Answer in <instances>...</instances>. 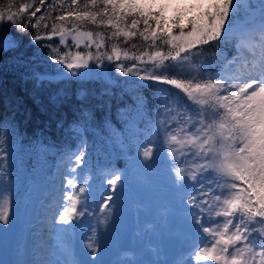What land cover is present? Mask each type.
Listing matches in <instances>:
<instances>
[{
	"label": "snow or ice",
	"instance_id": "snow-or-ice-1",
	"mask_svg": "<svg viewBox=\"0 0 264 264\" xmlns=\"http://www.w3.org/2000/svg\"><path fill=\"white\" fill-rule=\"evenodd\" d=\"M39 3L44 5L45 0ZM32 6L20 4L13 11L15 0H7L0 5V22H11L25 32L28 24H21L19 18ZM69 7L71 10L56 17L62 23L59 27L52 24L48 38L58 36L60 45L66 46L70 36L77 48L87 41L86 46L95 44L97 53L94 57L91 51H77L75 55L67 51L61 57L58 48L48 45L51 59L64 65L65 75H77L75 70L88 68L94 58L103 63L105 54L99 52L105 42L103 34L96 33L98 40H94L93 32L80 31L77 24L85 22L114 29L109 39L122 36L127 43L129 38L139 35L144 42H151V48L157 46V41L167 45V54L156 50L149 56L156 70L183 72L186 64L190 66L189 79L169 78L155 71L145 77L178 90L158 99L157 115L163 118L155 126L158 132H164L175 180L184 191L186 206H191L187 210L198 233L199 243L193 247L189 264L192 260L195 264H264V16L258 24H242L241 42L235 45V54L231 59L223 57L219 71L207 72L204 64L193 63L203 55L202 51L193 50L200 45L215 42L219 46L227 41L240 20V0H210L207 8L189 17L186 23H178L182 18L178 15L172 25L164 16V6L153 11L144 0H85L82 6L78 0H71ZM39 11L36 8L31 12L29 22ZM69 19L76 23L66 29L63 22ZM41 20L44 16L32 26L37 27ZM173 27L178 28V33L173 32ZM31 39L40 41L42 36L37 34ZM16 46L14 37L0 35V51ZM111 53L107 60L111 61L113 56L120 60L115 44ZM146 54L133 58L142 60ZM124 55L128 57L127 52ZM213 57L221 59L217 53ZM165 61L173 63L166 65ZM116 67L125 71L123 64ZM134 68L135 65L127 72ZM3 152L0 147V153ZM82 156L83 153L75 155V161L81 162ZM143 156L151 158L153 149L145 148ZM72 172L75 169H71L70 175ZM121 179L114 176L108 183L115 188ZM67 185L72 194L66 196L70 203L59 217L64 223L78 214V193L86 191L84 187L77 190L73 178L67 180ZM0 222H10L7 196L0 199Z\"/></svg>",
	"mask_w": 264,
	"mask_h": 264
},
{
	"label": "trees",
	"instance_id": "trees-1",
	"mask_svg": "<svg viewBox=\"0 0 264 264\" xmlns=\"http://www.w3.org/2000/svg\"><path fill=\"white\" fill-rule=\"evenodd\" d=\"M209 2L210 0L201 4L202 7L200 5L190 9L185 15L179 10L173 13H167L164 7L162 10L169 25L173 24L178 15L182 16L178 23H186L189 17L207 8ZM6 3L7 0H0V5ZM78 3L82 6L85 0H78ZM20 4L33 5L19 18L21 24H28L27 31H19L11 22H0V35L14 37L17 44L12 50L0 51V140L4 141L0 144L4 149L0 154V168L10 169L12 178L18 177L19 173L36 170L66 145L80 140L84 161L93 164L108 157L123 162V153L126 150L131 151L132 145L150 125H156L157 119L161 118L157 115L160 111L157 106L158 99L162 100L165 95L178 91L173 86L145 77L155 71L157 75H166L169 78L189 79L190 66L186 64L183 72L178 69L167 72L156 70L149 56L156 50L167 54V45L157 41V46L151 48V42H144L139 35L129 38L127 43L122 36L109 39L114 29L85 22L77 24L80 31L93 32L94 40H98L96 33L103 34L105 42L99 49L100 53L105 54L103 70L89 75L68 74L51 77L48 75L51 65L62 68L64 65L51 59V48L48 45L58 48L61 57L67 51H71L72 55L77 51L83 54L91 51L95 57L96 46H86L88 42L84 41L77 48L70 36L66 46L60 45L58 36L48 38L52 24L55 23L59 27L62 23L56 20V17L71 10V0H45L44 5H40L39 0H15L16 7L13 11H16ZM252 4L260 5V15L256 19L258 21L264 16V0H256ZM254 6H249V0L246 4L241 2L240 20L237 24L241 21L245 23V13L252 12ZM36 8L40 11L36 17H31L29 22L31 12ZM151 8L156 11L161 9V5ZM40 16H44V20H41L37 27H33ZM63 23L66 29H71L76 21L69 19ZM128 23H131V19ZM140 29H143V24ZM172 30L178 33L177 27ZM37 34L41 35L42 39L33 41L31 37ZM238 36L239 34L233 31L227 41H222L219 46L215 42L198 46L193 51H202L203 55L197 57L193 63L204 64L207 72L219 70L223 57L235 52ZM113 44L120 50L119 61L115 56L111 61L106 58L108 54H112ZM125 52L128 53L127 58ZM141 53H147L142 60L133 58L139 57ZM213 53L220 55L221 59H215ZM90 63L94 66L100 65L95 58L90 60ZM118 63L124 65V72L116 67ZM171 63L173 62L165 61L166 65ZM133 65V71L127 72ZM116 134L120 135L122 149L113 144Z\"/></svg>",
	"mask_w": 264,
	"mask_h": 264
},
{
	"label": "rangeland",
	"instance_id": "rangeland-1",
	"mask_svg": "<svg viewBox=\"0 0 264 264\" xmlns=\"http://www.w3.org/2000/svg\"><path fill=\"white\" fill-rule=\"evenodd\" d=\"M207 1L155 0L151 3V0H144L150 6H164L167 13L179 10L184 15ZM246 1L240 0L243 4ZM254 2L256 0H249V6H254ZM253 8L252 12L245 13V23L255 25L259 22L256 19L260 15V5ZM242 24L244 22H239L234 29L239 34L235 45L241 42ZM234 54L227 58L231 59ZM103 66L104 63L94 66L89 61L88 68L75 71L77 75L96 74L103 70ZM49 69L51 77L63 76L67 72L65 67L57 65H51ZM119 137L116 134L113 144L122 149ZM81 144V140L69 143L36 170L19 173L18 177L12 178L10 169L0 168L3 172L0 175V199L8 197L10 216L7 225L0 222V231L4 228L2 242L5 253L12 257V264H189L193 247L199 243L198 233L187 210L191 206H186L184 191L173 177L172 163L164 145V132H158L152 123L132 145L131 151L123 153V162L108 157L93 164L83 159L77 162L75 155L81 154ZM148 147L153 149V156L145 159L143 150ZM59 159L63 160L56 176L60 184L55 189L54 203L50 205L54 214L48 225H53L52 232L62 228L72 239L67 262H55L49 257L44 263L43 258L39 260L35 256L43 252L27 241L31 234L29 221L46 196L49 169ZM71 169L75 172L70 175ZM114 176L122 177L115 188L108 183ZM69 178L74 179L77 190L84 187L86 191L78 193V214L64 223L59 217L70 203L66 199L72 194L67 185ZM106 201L107 207H104ZM51 240H54V234L46 239L45 245ZM90 243L91 248L88 247ZM191 264L195 261L192 260Z\"/></svg>",
	"mask_w": 264,
	"mask_h": 264
},
{
	"label": "bare ground",
	"instance_id": "bare-ground-1",
	"mask_svg": "<svg viewBox=\"0 0 264 264\" xmlns=\"http://www.w3.org/2000/svg\"><path fill=\"white\" fill-rule=\"evenodd\" d=\"M63 161L59 159L58 161L52 163L49 172L48 179V189L45 193V197L38 204V209L35 212L34 217L29 221L30 225V233L27 237V241L30 242L31 246L38 247L39 251H42V254L37 253L35 256L39 260L43 258V262L47 263L48 258H52L55 262H67V254H68V246H70V242L72 237L69 236L65 230L62 228H57L55 232H52L53 225L50 222V217L54 214V210L51 209L50 205H53L55 193V189L60 183H57L56 176L59 174L60 162ZM53 210V211H52ZM54 234V240L48 241L46 243V239L50 238ZM41 255V256H40ZM53 264V263H52Z\"/></svg>",
	"mask_w": 264,
	"mask_h": 264
},
{
	"label": "water",
	"instance_id": "water-1",
	"mask_svg": "<svg viewBox=\"0 0 264 264\" xmlns=\"http://www.w3.org/2000/svg\"><path fill=\"white\" fill-rule=\"evenodd\" d=\"M5 235L4 228L0 232V264H12L11 256L5 253L3 238Z\"/></svg>",
	"mask_w": 264,
	"mask_h": 264
}]
</instances>
